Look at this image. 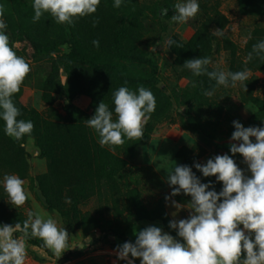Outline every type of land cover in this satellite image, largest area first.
I'll use <instances>...</instances> for the list:
<instances>
[{
    "label": "rangeland",
    "instance_id": "obj_1",
    "mask_svg": "<svg viewBox=\"0 0 264 264\" xmlns=\"http://www.w3.org/2000/svg\"><path fill=\"white\" fill-rule=\"evenodd\" d=\"M178 2L185 0H134L132 16L125 20V38L136 23L133 46L156 62L161 95L164 99H172V107L166 108L168 115L156 122L149 141L142 144H135L125 137L123 145L101 147L98 134L86 126V121L96 112L93 99L87 95H76L72 104L73 108L82 112L81 116L69 115V102L63 95L51 94L53 103H45L44 83L52 76L54 64L59 70V80L65 86L70 83V71L62 66L60 60L71 54L72 46L65 43L59 47L58 54L38 57L27 39H13L7 27L10 45L31 68L19 91L23 94L22 101L43 119L60 126L58 131L63 135L74 133L81 139L78 151L71 142H62V146L55 148L57 154L65 155L58 162L61 169L55 177L50 161L42 155L37 141L28 136L23 138L22 175H15L25 181L24 187L30 196L19 209L8 201L3 187L4 175L13 173L0 174V226L10 221L23 222L29 211L38 208L51 215L58 226L69 233L68 249L59 259L53 253L48 255L32 245L29 238L26 241L25 264H128V260L118 258V247L125 242L134 244L140 231L155 226L171 235L164 223L156 219L162 212L166 213L170 222L190 216L187 205L191 196L183 192L171 195L173 188L178 187L168 183L169 171L175 166L190 167L201 183L210 184L208 190L217 193L222 191L223 183L215 176L204 177L195 164L204 165L217 155L227 154L245 176L251 177L243 156L239 153L233 155L230 147L233 143H241L231 139L235 131L234 121L245 128L264 127V59L254 55L245 64L253 45L264 40V6L262 11L250 6L249 12L243 13L238 0H197L199 12L187 23L181 24L171 19L176 14L174 5ZM15 3L18 5L14 7ZM0 5L5 9V17L17 6L23 11L32 7L33 0H0ZM163 8L168 9L166 15L161 12ZM215 9L224 18V26L216 22L219 17ZM209 15L213 20L207 26L209 33L223 30L232 45L225 43L224 35H214L216 39L208 70L237 72L247 68L250 77L244 82L245 87L240 83L234 88L216 85L215 90H211L213 95H205L209 90H204L200 101L185 103L195 93L199 80L178 63L175 44L169 46L167 41L189 42L207 24ZM66 32L69 34V30ZM121 63L128 71L138 70L130 64ZM133 92L138 94V89ZM254 100L261 101L260 106ZM191 122L198 124L202 131L194 129ZM251 139L255 143V137ZM14 149L6 146L9 156H14ZM72 156L78 159L69 161ZM46 176L51 182L49 184L58 189L54 202L60 212L51 211L41 195L39 180ZM66 199H70L71 203H67ZM173 201L182 207L177 209ZM239 227L243 229V225ZM20 235L19 232L14 233L15 237ZM128 259L140 264V258L129 255Z\"/></svg>",
    "mask_w": 264,
    "mask_h": 264
},
{
    "label": "clouds",
    "instance_id": "obj_2",
    "mask_svg": "<svg viewBox=\"0 0 264 264\" xmlns=\"http://www.w3.org/2000/svg\"><path fill=\"white\" fill-rule=\"evenodd\" d=\"M122 0H114V7L119 8ZM100 0H33V22H38L48 13L58 24L74 25L79 18L96 13ZM197 0H185L174 5L176 14L173 22L187 23L199 12ZM168 9L161 12L167 14ZM5 9L0 5V119L5 122V134L20 141L31 136L34 124L31 121L18 120L20 110L13 102V96L20 91L21 85L31 71L26 60L18 56L10 45L6 34L8 27L4 20ZM95 26V22H94ZM221 29L213 35L223 36ZM250 38V36H249ZM99 47V41H93ZM169 46L176 41L169 39ZM264 59V40L253 45L245 64L253 56ZM210 58L200 57L187 60L183 67L193 76L207 75L215 80L217 86L236 87L249 80L250 70L245 68L237 72L209 71ZM231 81V85L229 82ZM127 81H125V84ZM195 87V83H193ZM246 90V89H245ZM205 95H213L212 91ZM114 113L109 105L100 102L95 115L86 121V126L98 134L101 147H115L128 140H141L144 127L156 108L154 94L143 86L137 92L121 86L113 94ZM115 114L116 119L113 120ZM235 131L230 151L233 155L243 156L251 172L245 176L236 162L227 154L217 155L206 164H195L204 177L215 176L223 183L219 193L208 190L210 184L201 181L188 166H175L169 171L168 183L173 188L172 196L183 192L191 196L187 205L190 210L188 219L170 222V227L177 229L178 236L184 241L174 239L155 226L140 231L135 243L125 242L118 247L117 255L121 260L134 264L132 258H140V264H264V127H247L234 121ZM255 137V143L252 141ZM25 181L15 174L3 177L4 191L8 201L17 209L26 204L30 194L26 191ZM168 199V197H166ZM71 203L70 199H66ZM177 209L182 205L173 201ZM243 225V229L239 226ZM21 233L15 237L14 233ZM247 232V234H246ZM254 236V239H253ZM29 238H38L43 246L58 259L68 249L69 233L58 226L49 214L39 210L29 211L23 224L0 226V264H25ZM242 256L244 257L242 259Z\"/></svg>",
    "mask_w": 264,
    "mask_h": 264
},
{
    "label": "trees",
    "instance_id": "obj_3",
    "mask_svg": "<svg viewBox=\"0 0 264 264\" xmlns=\"http://www.w3.org/2000/svg\"><path fill=\"white\" fill-rule=\"evenodd\" d=\"M238 4L243 13H248L250 6L262 11L264 0H238ZM16 5L18 4L15 3L14 7ZM113 5L114 0H100L96 13L79 18L74 25L58 24L48 13H45L38 22L34 23L32 19L34 16L33 7H29L25 11L19 9V6H17V9L12 8L11 13L5 16L4 20L7 21L12 38L23 37L27 39L38 57L58 54L59 47L65 43H69L72 46L71 54L60 60L62 66L67 71H70L69 85L65 86L59 80V70L56 69L54 64L52 76L47 78L44 83L46 93L43 96L45 103L52 104L51 94L63 95L69 102L68 112L71 116H81L82 114V112L73 108L72 105L75 96L78 94L91 97L93 99V107L96 108L100 102H105L114 113L113 94L121 86L128 87L130 91L136 90L140 86L150 90L156 98L155 111L151 114L150 123H147L144 127L143 138L141 140H131L135 144H142L149 141L150 136L155 131L156 122L162 121L168 115L166 108L172 107V99H164V96L161 95L156 62L143 55L133 46L135 45L136 23L131 26L130 34L125 38V20L127 17L132 16L134 0H122L119 8H115ZM216 16L219 17L216 22L223 25L224 18L220 17L217 11ZM212 21V17L209 15L207 24L192 40L185 44L178 43L182 47H177L175 44L174 48L178 54L179 64L184 65L189 59L212 58L213 43L216 38L209 33L207 28L209 24H212ZM68 30L69 34L66 32ZM64 33L65 35H63ZM223 38L227 45H232L228 37L224 35ZM94 40L99 41V47L94 46ZM121 62L130 64L138 69L137 72L126 70V67ZM197 80H199L198 88L194 94L189 96L185 103L193 104L198 102L202 99L204 90L211 91L216 88V81L208 80L206 75L199 76ZM125 81H127L126 84ZM22 98L23 94L21 92L16 93L12 98L21 113L17 119L31 121L34 124L31 136L28 137L37 141V147L42 152V155L50 161V168L56 177L61 169L58 162L65 155L64 153L57 154L55 148L59 145L62 146V142H65V144L71 142L76 151H78L81 146V139L77 135L75 136L74 133L72 135H63L64 133L58 131L61 128L60 126H55L53 123L43 119L37 112L25 105ZM254 101L259 103L260 106L261 101ZM191 123L194 129L202 131L198 124ZM4 128L5 122L0 119V174L10 172L22 175L21 160L25 152L22 146L23 139L16 141L8 137ZM60 134L64 137L61 138ZM8 145L16 148L14 149L15 154L13 157L7 153L6 146ZM77 159L72 156L69 161L74 162ZM48 178L46 176L39 180L41 195L47 201L46 204L51 211L60 212L58 204L54 202L58 197L56 192L58 189L54 188V184H49L50 180ZM53 181L55 182V180ZM156 219L164 223L166 230L174 239L183 243L177 236V231L170 227V219L165 212H162ZM16 223L23 224L22 221L16 220L8 222L7 225L15 226ZM29 242L45 251L48 255H52V252L43 246L42 240L31 238Z\"/></svg>",
    "mask_w": 264,
    "mask_h": 264
}]
</instances>
